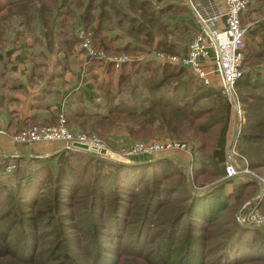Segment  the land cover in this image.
<instances>
[{
  "label": "trees",
  "instance_id": "1",
  "mask_svg": "<svg viewBox=\"0 0 264 264\" xmlns=\"http://www.w3.org/2000/svg\"><path fill=\"white\" fill-rule=\"evenodd\" d=\"M183 11L182 0H0V50L7 53L33 36L43 57L58 51L67 64L82 24L91 27L95 48L134 57L117 71L88 59L84 68L99 66L108 79L96 83L91 108L79 102L63 112L68 128L106 146L122 133L125 143L185 141L191 154L190 178L174 157L124 163L59 149L1 162L0 264H264V229L234 218L247 200L242 211L264 216V191L255 198L262 187L250 174L224 177L226 97L186 68L137 59L151 50L185 51L194 31L169 18ZM240 21L234 94L243 122L235 149L264 180V0H246ZM113 22L129 37L121 46L109 33ZM39 107L47 118L34 112L24 126L57 122L47 105Z\"/></svg>",
  "mask_w": 264,
  "mask_h": 264
},
{
  "label": "built area",
  "instance_id": "2",
  "mask_svg": "<svg viewBox=\"0 0 264 264\" xmlns=\"http://www.w3.org/2000/svg\"><path fill=\"white\" fill-rule=\"evenodd\" d=\"M246 0H182V5L188 10L194 20V34L183 53H166L151 50L137 59L147 58L158 63L178 65L186 68L191 74L204 84L212 85L219 93L226 97L228 103L234 108L232 116L235 119L236 137L243 122V111L234 94V82L240 75V65L243 59L244 31L240 14L245 9ZM78 42L75 49L84 53L86 58H97L104 63H111L114 70H119L123 63L134 59L128 54H106L101 48L92 44V29L78 24L75 29ZM136 58V57H135ZM57 122L43 126H22L10 137L19 144L32 142H60L62 149L81 150L77 144H86L106 150L102 157L118 154L129 161L133 157L150 159L155 156H174L172 153L184 152L190 160L189 146L178 140L136 141L128 147L121 148L118 153L107 150L103 141L93 135L73 132L65 124L63 109L56 112ZM236 137L225 154L224 177H234L241 174L252 175L264 187V180L248 170L245 158L235 149ZM83 151V150H81ZM177 158V156H176ZM179 158V157H178ZM182 160V159H181ZM183 161V160H182ZM184 162V161H183ZM185 164L188 178L191 176L190 163ZM13 169V164L5 167L6 172ZM246 207L243 203L235 212L234 218L239 225H249L264 229V216L251 209L242 211Z\"/></svg>",
  "mask_w": 264,
  "mask_h": 264
},
{
  "label": "crops",
  "instance_id": "3",
  "mask_svg": "<svg viewBox=\"0 0 264 264\" xmlns=\"http://www.w3.org/2000/svg\"><path fill=\"white\" fill-rule=\"evenodd\" d=\"M214 1L219 4L221 0ZM182 18L172 21L186 24L194 31L192 17ZM112 26L114 30L117 28L115 23ZM28 38L18 43L13 52L11 50L7 53L8 47L0 50V163L5 160L12 163L15 159L45 158L62 149L57 141L19 144L10 136L24 126L23 121L31 119L34 112L47 118V111H38L41 104L47 105L49 111L55 114L61 108L63 112H68L79 107V102L87 103L91 108L95 102L96 83L101 79H108V75L102 73L99 66L87 71L84 66L88 58L84 53L76 51L75 46L67 57V64L60 61L61 53L58 51L52 56L49 54L42 57L38 63H33L32 44ZM122 38L126 39L127 35L124 34ZM122 41L120 39L116 44L121 46L124 44ZM235 137L234 118H231L226 132L225 154ZM172 155L186 163L190 162L184 152L174 151ZM139 161V157L130 159V163ZM184 162L181 163L185 168ZM201 188L203 187H198V190Z\"/></svg>",
  "mask_w": 264,
  "mask_h": 264
},
{
  "label": "rangeland",
  "instance_id": "4",
  "mask_svg": "<svg viewBox=\"0 0 264 264\" xmlns=\"http://www.w3.org/2000/svg\"><path fill=\"white\" fill-rule=\"evenodd\" d=\"M244 11V10H243ZM242 11V12H243ZM178 17H180V18H186V17H191V15L189 14V12H188V10L187 9H185L184 8V11L183 12H181L180 14H176V15H170L169 16V18H170V20H175L176 18H178ZM257 17V14H254V13H252L251 14V18L252 19H254V18H256ZM182 18V19H183ZM243 22H245L244 20H243ZM249 23V22H248ZM248 23H247V25H248ZM113 24H114V22H113ZM112 23L110 24V25H108V28H109V33H116L118 36H120V39L121 40H123L122 41V43H124V42H126L127 40H129V37L127 36V38L126 39H123L122 37L124 36V34H125V32L124 31H119V30H117V28L115 29V30H117V31H115L114 30V28H113V25ZM242 24V23H241ZM245 27V26H244ZM108 32V31H107ZM120 34V35H119ZM30 41H31V44H32V62L33 63H38V62H40V60H41V58L43 57V55L40 53L41 52V50H42V46H40V44L39 43H37V42H35L34 41V39H35V37H33V36H30L29 38H28ZM119 41V40H118ZM117 41V42H118ZM141 45H143V44H141ZM146 46V45H145ZM227 100V99H226ZM230 107H231V110H230V112H231V114H230V120H231V118L233 119V117H232V112L234 111V108L230 105ZM229 120V121H230ZM234 123H235V125H236V122H235V119H234ZM122 135H123V133H122ZM122 135H119L116 139H115V141H111V142H113V143H115L116 145L114 146V145H112V144H110V145H112V146H109V145H107L106 146V148H107V150H109L110 152H113V153H118V151H120L121 150V148H125V147H128L129 145H131V144H133L134 142H132V143H125L126 142V138L124 137V135L122 136ZM163 141H165V140H163ZM178 141H180V140H178ZM183 142H185V141H183ZM188 146H190L187 142H185ZM189 151H190V148H189ZM119 154V153H118ZM118 154H116V155H112V156H107V157H104V158H106V159H109V160H113V161H120V162H124V163H130V160L129 161H127V160H125L124 158H122V157H120ZM102 157V156H101ZM157 157H174V156H155V157H153V158H150V159H140V160H151V159H154V158H157ZM174 158H176V157H174ZM178 160H180V162H182L183 163V161L180 159V158H177ZM190 165H191V157H190ZM203 185H206V184H203ZM13 237L12 238H14L15 237V235L17 236L18 235V237H20L21 236V232L23 231V228L20 226V227H14L13 228Z\"/></svg>",
  "mask_w": 264,
  "mask_h": 264
},
{
  "label": "water",
  "instance_id": "5",
  "mask_svg": "<svg viewBox=\"0 0 264 264\" xmlns=\"http://www.w3.org/2000/svg\"><path fill=\"white\" fill-rule=\"evenodd\" d=\"M77 147H79L81 150L89 152L91 154H95L98 156H103L106 153V150L104 148H98L95 146H87L86 144H77ZM264 191V187H262L261 191L259 192V194L255 197L258 198ZM250 201H246L244 202L246 204V206L249 204Z\"/></svg>",
  "mask_w": 264,
  "mask_h": 264
}]
</instances>
